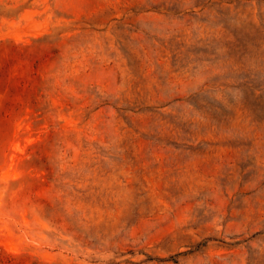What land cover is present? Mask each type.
<instances>
[{
	"label": "rangeland",
	"instance_id": "rangeland-1",
	"mask_svg": "<svg viewBox=\"0 0 264 264\" xmlns=\"http://www.w3.org/2000/svg\"><path fill=\"white\" fill-rule=\"evenodd\" d=\"M0 264H264V0H0Z\"/></svg>",
	"mask_w": 264,
	"mask_h": 264
}]
</instances>
